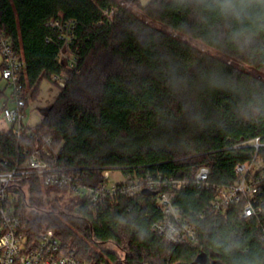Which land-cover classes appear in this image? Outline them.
<instances>
[{"label":"trees","instance_id":"16d2710c","mask_svg":"<svg viewBox=\"0 0 264 264\" xmlns=\"http://www.w3.org/2000/svg\"><path fill=\"white\" fill-rule=\"evenodd\" d=\"M53 18L74 22L69 40L53 31ZM0 32L25 63L21 83L31 99L43 80L68 76L35 129L62 146L58 165L83 184L101 182L105 170L186 180L175 202L196 215L213 196L212 188L193 185L199 169L209 168L212 187L233 184L236 166L255 155L264 169V42L240 51L227 29L203 22L179 0H0ZM67 50L77 57L73 69L63 60ZM22 151L0 129V173L22 163ZM22 187L18 210L30 238L52 229L64 250L78 248L90 264H195L201 254L207 264L249 257L264 264V185L256 195L259 218L243 220V203L207 215L197 247L172 246L153 230L161 210L148 190L93 214L83 199L66 202L65 191L38 175Z\"/></svg>","mask_w":264,"mask_h":264},{"label":"built area","instance_id":"2783aa9c","mask_svg":"<svg viewBox=\"0 0 264 264\" xmlns=\"http://www.w3.org/2000/svg\"><path fill=\"white\" fill-rule=\"evenodd\" d=\"M50 26L54 32L69 40L74 29L72 20L61 21L53 18ZM66 62L70 69L76 67L77 57L71 51ZM0 60L2 78L13 89L14 107L6 103L1 111L8 124V130L23 147L24 160L14 170L0 173V264H90L84 260L78 248L64 250L60 239L52 229H47L35 239L25 232L19 214L22 182L30 175H38L46 186L65 191L68 196L78 197L88 203V210L93 214L117 204L122 198H132L144 190L153 192L156 204L160 208V217L155 221L153 230L172 246L197 247L202 244L198 224L207 215L224 214L228 209L244 204L240 214L243 220L259 218L263 212L256 198L259 185H264V169L261 160L255 155L254 160L238 164L235 168L237 180L229 186H211L210 170L199 169L193 181L198 187L213 189L206 208L196 215L187 214L176 204L178 192L190 185L186 180L174 177L124 175L120 171L105 170L102 181L83 184L80 177L71 170L58 165L63 148L56 144L53 136L36 131L26 124L28 96L21 83L25 63L18 56L11 41L0 32ZM53 82L65 87L68 76L55 75ZM258 151L260 139L251 142ZM119 175H115V173ZM261 241L264 243V236ZM104 264V263H101Z\"/></svg>","mask_w":264,"mask_h":264},{"label":"clouds","instance_id":"9594fccd","mask_svg":"<svg viewBox=\"0 0 264 264\" xmlns=\"http://www.w3.org/2000/svg\"><path fill=\"white\" fill-rule=\"evenodd\" d=\"M179 3L192 8L203 22H215L227 29L228 41L240 51L258 41L264 42V0H179ZM240 264H259V261L249 257Z\"/></svg>","mask_w":264,"mask_h":264},{"label":"rangeland","instance_id":"374dc122","mask_svg":"<svg viewBox=\"0 0 264 264\" xmlns=\"http://www.w3.org/2000/svg\"><path fill=\"white\" fill-rule=\"evenodd\" d=\"M120 1V0H119ZM151 0H140L141 5H147ZM131 9L133 12H135L140 18L146 19V16L144 13L139 9V7L136 5L131 6ZM156 26H160L159 24H156ZM170 31V30H167ZM171 32V31H170ZM184 40L189 41L194 46H196L198 49L205 51L207 53L216 55L217 52L215 50H212L211 48H208L206 46H203L201 43L196 42L186 36H181ZM70 56L69 53L65 54L63 57V60H66V58ZM1 60H0V91L4 93V96L0 100V129L2 130H8V124L3 119L1 115V111L4 107V105L7 103L9 107H14V101H13V89L9 86V83L2 78V67H1ZM64 88L61 86H58L55 82H50L47 80H43L38 89V93L34 94V99H31L32 96V90L26 89V92L28 93V105L26 108V124L30 128H34L41 123V121L44 119V117L48 114L50 107L55 102L60 90ZM115 175H119V173H115ZM66 202H69L71 199L70 196L65 197ZM64 199V200H65ZM127 237L123 236L125 240L123 241L124 244H127ZM110 250H113L112 247H108Z\"/></svg>","mask_w":264,"mask_h":264},{"label":"water","instance_id":"95a60500","mask_svg":"<svg viewBox=\"0 0 264 264\" xmlns=\"http://www.w3.org/2000/svg\"><path fill=\"white\" fill-rule=\"evenodd\" d=\"M195 264H207V257L205 254H201L195 261ZM219 264V263H217Z\"/></svg>","mask_w":264,"mask_h":264}]
</instances>
